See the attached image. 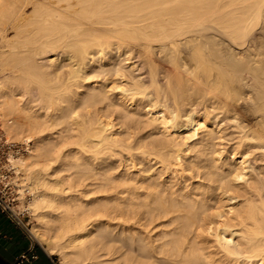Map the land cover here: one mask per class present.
<instances>
[{
  "label": "bare ground",
  "instance_id": "obj_1",
  "mask_svg": "<svg viewBox=\"0 0 264 264\" xmlns=\"http://www.w3.org/2000/svg\"><path fill=\"white\" fill-rule=\"evenodd\" d=\"M114 36L167 49L176 104L191 85L227 114L245 101L255 126L226 149L210 109L183 120L160 98L152 62L149 84L117 69L112 98L97 78ZM57 49L61 66L39 60ZM0 124L29 145L13 182L59 264H264V0H0Z\"/></svg>",
  "mask_w": 264,
  "mask_h": 264
},
{
  "label": "rangeland",
  "instance_id": "obj_2",
  "mask_svg": "<svg viewBox=\"0 0 264 264\" xmlns=\"http://www.w3.org/2000/svg\"><path fill=\"white\" fill-rule=\"evenodd\" d=\"M27 9H28V11L31 10V8H29V7ZM118 39L122 40L120 37H115V36L113 37V40L111 39L115 43L114 44L115 49L113 48V50H112L113 52H111L113 57H112L110 62L112 64L109 67V68H111L110 70L112 73L110 71L109 72L112 75L111 74L108 75L109 73L106 72V73H103L102 75H100L99 78H97L101 86H105V87H107V89L110 88L109 90H110V95L112 96V98L119 100L118 96H120V93L122 92L121 88L118 87L119 86L118 84H121L123 82V79H122V77L118 76L119 74L116 71L117 69L124 67L127 71V72L125 71L126 74L128 73L127 77L135 76L134 78H129V79H132V80L135 78L139 79L141 76L140 79L142 80V82L144 84H146V83L149 84L151 81V75L150 74H152V73L149 72L148 63L150 64L152 62L156 66V69L154 70V72L156 71L155 72L156 73L155 78L157 77L156 78V82H157L156 87L163 86V88H162L163 94H161L160 98L164 101H167L166 103L168 105H172V108H175L176 107L175 105H179L180 106L179 108L182 111L181 115L183 114L182 116L184 117V118L182 117L183 120L185 119V117L187 118L188 116H190L194 113H199V112L203 113V110L205 112L206 109H208V110L210 109L209 114L212 113V115H210V118H212L214 123L216 122L215 124L217 125V128H216V126L211 127V128L217 132L219 130H223L222 133L217 134V135L218 136L224 135L223 137L217 138V140L220 139L219 140L220 142L217 140H215V141H217V143L220 144L221 138H222V142L226 146L225 147L226 149L230 147V145L232 143L231 138L236 133L235 128H233L234 124L240 125L242 122V124H247L248 126H253V125L255 126V123L258 120L259 116L257 113L253 112L252 110H249L248 105L245 101L241 100L238 103L234 104V111L227 114L226 112H223V111L221 112V110L215 106L216 105L215 102L213 104V99H210V98L208 99V97H207V99H206V97L202 98V99H200L199 97L196 98L197 96H195V92H196L195 88H193V86H191V85L187 88V96H185L184 99H180L181 105L179 103L176 104L175 101L172 99L173 97L171 98V96L169 95V94H171L169 92V88L167 89L165 87L167 85L166 80H169L170 75L173 72L175 74V71H176V70L174 71L175 68L172 66L169 54L167 56V49L165 48V50H164L163 46L160 43L158 44V42L157 43L155 42L156 44L153 43L151 46V49H152L151 51L153 54L152 53L149 54L148 52H146V49L143 46H141V44H137L135 42H131V41H127V40H122L124 42L121 45V46H123L122 47L123 53H122V52L117 51V48H116V46H117L116 43L118 42ZM152 47L154 48V50ZM57 50L54 52H48L47 54H45V56H44V54L39 56V60H41V58H43L41 60V62H43L44 64H46V63L48 64L50 62H53L56 59L54 61V63L57 62L56 64L59 63L58 65L61 66V64H62L61 62H62L64 56L62 55L63 54L62 50H60V51H59V49H57ZM94 53H95L94 56L97 57V59H98L99 54H97V52H94ZM145 55H147V56H145ZM59 56H60V58H59ZM150 56H151V58H150ZM51 58L53 61L50 60ZM99 62H100L99 60L98 61L96 60L97 64L96 63H94V64L89 63L91 65L90 66L91 69H94L96 67L100 68L101 66H103V62H100V63ZM115 63H116V65H115ZM157 67H158V69H157ZM128 70H129V72H128ZM113 71L117 74H115ZM130 72H131V74H130ZM103 75H104V77H102ZM113 75H115V78L113 77ZM166 76H168V79ZM137 77H139V78H137ZM165 81H166V83H165ZM101 82H104V84ZM161 84H163V85H161ZM167 87H168V85H167ZM151 88L147 90V93L144 96L145 98L142 97V98H144V99H142L143 102L141 100L142 103H146L149 100V98L152 97V94L156 93L155 92L156 89L153 87H151ZM165 88H166V90H165ZM189 89H190V91H189ZM193 89L195 92H193ZM151 90H152V92L153 91L154 92L153 93L151 92V97H149V95H150L149 93ZM162 90H160L161 93H162ZM165 91H168L166 93V96L164 95ZM163 96L165 97V99H163L164 98ZM168 97L171 98V100L168 99ZM193 99H195V101ZM182 100H186V102L182 103ZM196 101H198V102H196ZM141 102H140V100L138 101V103H141ZM188 104L190 105V107ZM173 105H174V107H173ZM185 105H187V106H185ZM206 107H208V108H206ZM214 107H215V109H214ZM185 110L187 113L185 112ZM190 113H192V114H190ZM186 114H187V116H186ZM237 122H239V123H237ZM1 130H2V126L0 124V173H1V175H0V195L2 196V201H0V204H1L0 214H1V217L6 219L4 222L5 224L0 229V256L3 257L6 261L13 263V262H17V257L25 252L26 258H24V261L21 264H59V261H60L59 255H49L47 252H45L43 247L35 240V238L29 232V226L31 225V223H30L31 214L26 209V205H27V201H28L27 198H29V193L27 191V192H25L24 195H21L19 190L16 189V185L13 182L14 181L13 179H15V178L17 180L18 179L21 180V174L20 173L18 174V172L15 171L14 168H12L10 161H9V158H8L9 154L12 153L15 155L17 154V156H20V155L22 156V154L23 155L26 154V150H27V147L29 145L27 144V142H24V141L7 139V136L2 134L3 132H1ZM202 131L203 130H201V132ZM229 134H231L232 136ZM202 138H203V135L201 137V133H200V136L198 135V136H193V138H190L189 142L191 141V143H194V140L196 142L199 140L198 143H200V139L202 141ZM30 144H32V143H30ZM220 148L221 147L218 146L219 150H220ZM258 152H260V151H258ZM251 157L249 159L250 163L255 164V165L257 163V165H258V162H256V161L254 162V159H252ZM23 198H25L23 201L26 200L25 202H23L25 205L24 206L25 208L22 207L23 203L21 201ZM7 207H10L11 209L9 210V209H7ZM2 208H4L6 211L2 212L1 211ZM13 213H15L19 217V219L17 217H15ZM9 214L12 217H10ZM35 255H38V257L36 258Z\"/></svg>",
  "mask_w": 264,
  "mask_h": 264
},
{
  "label": "built area",
  "instance_id": "obj_3",
  "mask_svg": "<svg viewBox=\"0 0 264 264\" xmlns=\"http://www.w3.org/2000/svg\"><path fill=\"white\" fill-rule=\"evenodd\" d=\"M6 187H7V186H6ZM0 201H2V196H1V195H0ZM0 206H1V204H0ZM7 209L10 210L11 208H10V207H7ZM1 211H2V212H5L6 210H5L4 208H2ZM13 214H14L15 217H17V218L19 219V217H18L15 213H13ZM9 216L12 217L10 214H9ZM35 257L37 258L38 255H35ZM24 258H26V254H25V252L22 253L21 255H19V256L17 257V264H21V263L24 261Z\"/></svg>",
  "mask_w": 264,
  "mask_h": 264
},
{
  "label": "water",
  "instance_id": "obj_4",
  "mask_svg": "<svg viewBox=\"0 0 264 264\" xmlns=\"http://www.w3.org/2000/svg\"><path fill=\"white\" fill-rule=\"evenodd\" d=\"M0 264H17V262L6 261L3 257L0 256Z\"/></svg>",
  "mask_w": 264,
  "mask_h": 264
},
{
  "label": "crops",
  "instance_id": "obj_5",
  "mask_svg": "<svg viewBox=\"0 0 264 264\" xmlns=\"http://www.w3.org/2000/svg\"><path fill=\"white\" fill-rule=\"evenodd\" d=\"M6 219H4L3 217H1V214H0V229L2 228V226L5 224Z\"/></svg>",
  "mask_w": 264,
  "mask_h": 264
}]
</instances>
